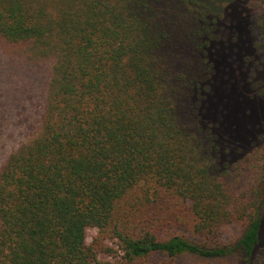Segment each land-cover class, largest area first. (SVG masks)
Instances as JSON below:
<instances>
[{"label":"trees","instance_id":"trees-1","mask_svg":"<svg viewBox=\"0 0 264 264\" xmlns=\"http://www.w3.org/2000/svg\"><path fill=\"white\" fill-rule=\"evenodd\" d=\"M220 2L0 0V49L51 61L0 162V264H264V143L236 156L245 137L207 101Z\"/></svg>","mask_w":264,"mask_h":264},{"label":"rangeland","instance_id":"rangeland-1","mask_svg":"<svg viewBox=\"0 0 264 264\" xmlns=\"http://www.w3.org/2000/svg\"><path fill=\"white\" fill-rule=\"evenodd\" d=\"M210 1L213 6L221 2L215 38L210 44L214 74L208 83L207 101L211 102L216 119L224 122L225 129L237 125L234 138L245 137L241 151L235 153L243 157L264 143V54L254 46L257 35L252 26L258 11L252 5L253 0H228L229 4ZM50 64V60L30 61L0 49V162L36 128ZM249 163L251 171L239 180L241 185L254 176L258 163L255 154L249 157ZM239 233L237 224H229L223 228L221 239L232 241ZM94 234V228H87L86 241ZM229 261L226 258L211 262L231 264ZM182 263L199 264L190 257Z\"/></svg>","mask_w":264,"mask_h":264}]
</instances>
